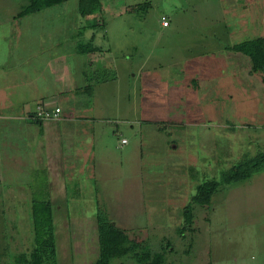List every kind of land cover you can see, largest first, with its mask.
<instances>
[{
	"label": "rangeland",
	"instance_id": "1",
	"mask_svg": "<svg viewBox=\"0 0 264 264\" xmlns=\"http://www.w3.org/2000/svg\"><path fill=\"white\" fill-rule=\"evenodd\" d=\"M30 1L0 0V29L8 41L14 19L29 20L38 53L67 47L78 62L83 25L98 23V51L74 88L92 87L100 123L82 154L35 163L27 181L0 180V264L32 250L39 201L52 206L57 264L96 259L98 211L169 264H264V171L220 183L208 205L190 203L197 184L264 152L262 74L226 48L264 36V0H100L87 17L78 0H63L19 18Z\"/></svg>",
	"mask_w": 264,
	"mask_h": 264
},
{
	"label": "crops",
	"instance_id": "2",
	"mask_svg": "<svg viewBox=\"0 0 264 264\" xmlns=\"http://www.w3.org/2000/svg\"><path fill=\"white\" fill-rule=\"evenodd\" d=\"M29 22L27 19L19 22L14 19L13 30L9 32L12 36L8 41L4 39L6 31L0 29L2 182L22 178L30 180L32 178L28 172L35 163L45 169L59 161L54 159L55 156L68 161L71 148H75L77 155L82 154L81 148L87 145H81V141L93 140L96 125L100 123L99 117L93 115L95 102L92 87L74 88L76 83L84 82L82 78H85L87 64L84 59L89 53L98 51L94 27L89 26L90 23L82 27V36L90 30L89 35H85V42L92 40L94 49L80 51L85 58L77 62L70 57L67 47H56L55 51L46 53L33 51L38 44L39 34L29 28ZM38 106H58L60 115L57 119L38 120L34 116ZM93 147L94 144L89 149L93 150ZM12 161L18 165L19 171L13 167ZM23 165L25 173L21 174Z\"/></svg>",
	"mask_w": 264,
	"mask_h": 264
},
{
	"label": "trees",
	"instance_id": "3",
	"mask_svg": "<svg viewBox=\"0 0 264 264\" xmlns=\"http://www.w3.org/2000/svg\"><path fill=\"white\" fill-rule=\"evenodd\" d=\"M62 1L31 0L17 16L22 17L35 13L42 8L59 4ZM100 8V0H78V10L83 17L96 14ZM95 21L90 23L89 26H96L98 23ZM93 47V42L90 40L78 45V50L88 52L93 50ZM226 48L248 56L251 70L260 72L264 83V36L246 39L231 46L227 45ZM261 171H264V152L258 151L255 155L243 157L233 164L225 175H223L224 173L220 175L218 180L210 179L197 184L195 194L192 196L190 203L192 202L199 206L208 205L211 195L216 191L220 183L231 184L242 181ZM183 215L187 224H191V210H183ZM31 216L34 245L28 254L21 253L16 256V262L18 264H57L54 258L55 236L53 211L50 202H33ZM95 222L98 254L96 259L88 264H111L114 260L123 257H132L138 264H169L162 251H153L146 244L133 247L125 236L126 232L115 225L101 211L96 213Z\"/></svg>",
	"mask_w": 264,
	"mask_h": 264
},
{
	"label": "built area",
	"instance_id": "4",
	"mask_svg": "<svg viewBox=\"0 0 264 264\" xmlns=\"http://www.w3.org/2000/svg\"><path fill=\"white\" fill-rule=\"evenodd\" d=\"M161 24L163 26H168L169 22L165 17H162ZM60 115V107L56 106L54 108H42L38 106L34 113V116L38 120L46 119H57ZM122 143L126 142L125 139L121 140Z\"/></svg>",
	"mask_w": 264,
	"mask_h": 264
}]
</instances>
